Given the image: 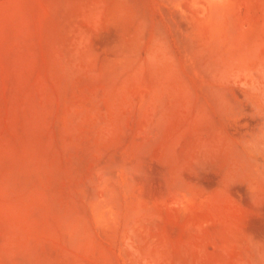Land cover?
I'll use <instances>...</instances> for the list:
<instances>
[{
    "label": "rangeland",
    "instance_id": "rangeland-1",
    "mask_svg": "<svg viewBox=\"0 0 264 264\" xmlns=\"http://www.w3.org/2000/svg\"><path fill=\"white\" fill-rule=\"evenodd\" d=\"M0 264H264V0H0Z\"/></svg>",
    "mask_w": 264,
    "mask_h": 264
},
{
    "label": "bare ground",
    "instance_id": "bare-ground-1",
    "mask_svg": "<svg viewBox=\"0 0 264 264\" xmlns=\"http://www.w3.org/2000/svg\"><path fill=\"white\" fill-rule=\"evenodd\" d=\"M143 183H145V182H143ZM146 184V183H145ZM147 185V184H146Z\"/></svg>",
    "mask_w": 264,
    "mask_h": 264
}]
</instances>
